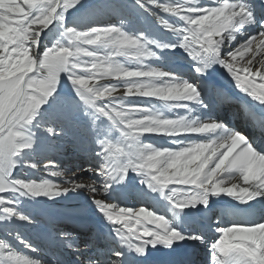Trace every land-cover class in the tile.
<instances>
[{"label": "snow or ice", "instance_id": "snow-or-ice-1", "mask_svg": "<svg viewBox=\"0 0 264 264\" xmlns=\"http://www.w3.org/2000/svg\"><path fill=\"white\" fill-rule=\"evenodd\" d=\"M154 261L264 264V0H0V264Z\"/></svg>", "mask_w": 264, "mask_h": 264}, {"label": "bare ground", "instance_id": "bare-ground-1", "mask_svg": "<svg viewBox=\"0 0 264 264\" xmlns=\"http://www.w3.org/2000/svg\"><path fill=\"white\" fill-rule=\"evenodd\" d=\"M56 159L58 163L62 164V166H68V165L77 164V163H80V164L84 163L83 158L77 156L75 152L73 151V147L71 143L66 145L65 151ZM35 178H39V176ZM69 227H77V225L74 223H70ZM155 255L157 256V259H158L159 254H155ZM154 264H156V261H154Z\"/></svg>", "mask_w": 264, "mask_h": 264}]
</instances>
